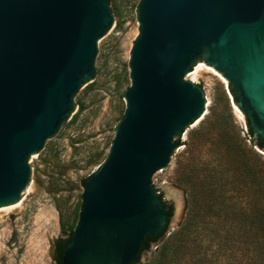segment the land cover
Returning a JSON list of instances; mask_svg holds the SVG:
<instances>
[{
  "label": "water",
  "instance_id": "95a60500",
  "mask_svg": "<svg viewBox=\"0 0 264 264\" xmlns=\"http://www.w3.org/2000/svg\"><path fill=\"white\" fill-rule=\"evenodd\" d=\"M114 20L110 0H0V210L19 202L33 155L95 78ZM131 43L120 120L84 182L63 264H135L147 236L177 224L182 203L168 218L159 193L169 204L191 125L206 113L200 58L264 140V0H140Z\"/></svg>",
  "mask_w": 264,
  "mask_h": 264
},
{
  "label": "rangeland",
  "instance_id": "374dc122",
  "mask_svg": "<svg viewBox=\"0 0 264 264\" xmlns=\"http://www.w3.org/2000/svg\"><path fill=\"white\" fill-rule=\"evenodd\" d=\"M139 1L110 0L115 20L111 29L98 40L96 76L85 83L78 100L83 110L74 120L79 110L77 101L76 109L58 133L33 155L31 181L19 202L0 210V264H57L55 241L58 237L66 238L70 226L75 225L82 205V180L106 159L120 120L124 93L131 83L129 59ZM193 69L206 81L203 88L206 113L189 131L169 201L173 216L177 201L183 207L171 231L182 221L187 208L188 195L180 178L189 175L195 164L200 166L201 176H208L210 170H214L215 184L235 196L233 201L243 203L248 197V171L236 162L226 163L225 158L221 159L217 143L221 132L217 125L225 122L228 129L244 138L248 149L251 143L245 116L236 109L228 81L220 72L201 58ZM208 120L212 121L211 136L199 145L194 157L191 135L194 138L195 132ZM256 151L262 155L260 176L264 193V151L259 148ZM160 245L158 241L144 252L138 264L153 263Z\"/></svg>",
  "mask_w": 264,
  "mask_h": 264
},
{
  "label": "trees",
  "instance_id": "16d2710c",
  "mask_svg": "<svg viewBox=\"0 0 264 264\" xmlns=\"http://www.w3.org/2000/svg\"><path fill=\"white\" fill-rule=\"evenodd\" d=\"M230 92L237 102L238 96L233 89ZM77 103L79 110L74 120L84 107L81 101ZM245 119L251 143L248 149L244 138L228 129L225 122L217 125L221 131L217 139L222 152L221 159L225 158L226 163L236 162L244 171H248V197L244 199V204L242 201H233L235 196L218 188L214 170H210L208 176H201L200 166L193 165L189 175L180 178L188 195L184 218L174 231L147 236L142 245V251L150 250L152 242L161 241L158 255L150 264H264V193L260 176L263 168L262 155L256 151V148L264 151V140L256 138L249 119ZM205 123L195 132L194 138L191 135L194 157H197L199 145L211 136L212 121ZM176 142L177 146L182 144L180 136ZM86 178L82 180L83 184ZM159 195L170 218L173 209L162 194ZM78 218L77 215L75 225L70 226L69 235L66 238L58 237L55 241L54 258L57 264H63L64 251ZM63 226L65 228V223ZM138 263L139 260L135 264Z\"/></svg>",
  "mask_w": 264,
  "mask_h": 264
},
{
  "label": "bare ground",
  "instance_id": "6f19581e",
  "mask_svg": "<svg viewBox=\"0 0 264 264\" xmlns=\"http://www.w3.org/2000/svg\"><path fill=\"white\" fill-rule=\"evenodd\" d=\"M213 69H215L214 67H213ZM214 71H216V72H218L216 69L214 70ZM224 77V76H223ZM236 107V106H235ZM236 109L238 110V108L236 107ZM242 117V116H241ZM200 121V120H199ZM10 206V205H9Z\"/></svg>",
  "mask_w": 264,
  "mask_h": 264
},
{
  "label": "flooded vegetation",
  "instance_id": "af4514ba",
  "mask_svg": "<svg viewBox=\"0 0 264 264\" xmlns=\"http://www.w3.org/2000/svg\"><path fill=\"white\" fill-rule=\"evenodd\" d=\"M164 200H165V198H164ZM166 203L168 204V202L166 201ZM169 205V204H168Z\"/></svg>",
  "mask_w": 264,
  "mask_h": 264
},
{
  "label": "built area",
  "instance_id": "2783aa9c",
  "mask_svg": "<svg viewBox=\"0 0 264 264\" xmlns=\"http://www.w3.org/2000/svg\"><path fill=\"white\" fill-rule=\"evenodd\" d=\"M246 128V130H247V127H245ZM249 140V139H248ZM250 141V140H249Z\"/></svg>",
  "mask_w": 264,
  "mask_h": 264
}]
</instances>
